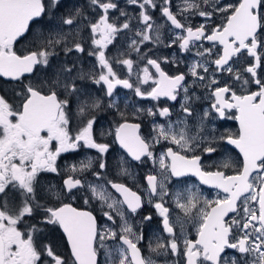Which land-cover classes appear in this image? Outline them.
<instances>
[{
    "label": "snow or ice",
    "instance_id": "obj_1",
    "mask_svg": "<svg viewBox=\"0 0 264 264\" xmlns=\"http://www.w3.org/2000/svg\"><path fill=\"white\" fill-rule=\"evenodd\" d=\"M126 4L140 9L138 23L143 28L133 29L135 17L116 0H87L98 18H90L78 5L58 15L61 0L47 4L44 0H0V78L9 82L13 93L12 99L0 93V264H158L152 255L143 254V229L137 231L132 220L139 217L138 222L145 225L154 215L168 238L154 236L156 243L153 246L149 241L148 249L166 257L164 264H264V79L257 71L264 70V0H183L176 12L170 10V0H162L160 13L171 25L168 41L161 31L166 24L154 23L148 11L157 8V0H126ZM117 12L119 16L114 15ZM217 14L223 23L211 28L207 23L193 28L185 22L189 15L212 22ZM181 16L183 21L178 19ZM120 17L125 19L121 22ZM82 28L90 29L91 49L82 43ZM125 30L134 31V36L128 37ZM27 34H31V46L18 53L14 45ZM121 36L129 41V51L120 53L115 62L124 65L129 76L135 61L124 56L134 51L147 61L140 69L143 74L136 72L135 85L120 78L105 52ZM205 40L212 47L204 48ZM146 43L167 48L178 45L179 53H173L171 60L167 55L154 59L143 51L141 45ZM85 52L96 61L88 71L77 67L82 57L76 54ZM184 54L200 59H193L187 72L168 74L163 69L161 60L175 66L184 62L178 58ZM241 62L247 65L242 71L235 67ZM79 81L103 86L109 98L107 108L115 109L122 121L115 122L114 143L130 161L139 165L150 161L158 167V174L144 177L143 195L108 175L111 145L96 139L95 128L96 113L104 110V101ZM149 81L150 89L139 86ZM232 81L243 94L237 93ZM253 83L258 90L247 91ZM117 86L132 89L141 99L178 102L179 112L159 105L147 109L153 120L152 132L145 137L141 125L129 123L128 113L120 110L114 93ZM197 87L206 89L212 100L202 112L193 107L200 99ZM144 112L134 106L132 115ZM157 114L164 123L156 122ZM74 119L78 122L75 129ZM213 119L234 120L238 129L217 136L215 128L209 130ZM157 145H166L159 155L154 152ZM225 145L238 151L241 163L225 157L210 166L217 169L212 171L205 168L201 155H189L199 150L211 157L222 147L227 153ZM81 149L95 150L98 155L68 166L63 186L53 185L41 197V173L60 175L57 161L62 154ZM130 161L124 156L116 160L118 177L134 179ZM221 168H232L234 174ZM86 173L95 179L89 180ZM185 177H195L225 195L203 198L198 188L187 185ZM172 178L186 186L170 191ZM79 196L85 205H98L103 221L93 211L66 202ZM145 201L155 209L154 215H140ZM170 205L183 217L173 220ZM189 223L195 228L194 240L186 234ZM57 229L70 256L60 255L45 242L46 235Z\"/></svg>",
    "mask_w": 264,
    "mask_h": 264
},
{
    "label": "flooded vegetation",
    "instance_id": "obj_2",
    "mask_svg": "<svg viewBox=\"0 0 264 264\" xmlns=\"http://www.w3.org/2000/svg\"><path fill=\"white\" fill-rule=\"evenodd\" d=\"M44 2L47 4L48 0H44ZM230 2L236 3L238 2V0H230ZM77 5L85 8L90 18H98L96 17V13L87 7V0H61V6L58 9L57 14L59 15L60 13H66L71 7L77 6ZM170 10L173 11L171 8ZM151 15L153 19H156L157 15H161L160 7L158 8V10L156 8L153 9ZM45 19H47V17ZM164 19L166 21V18ZM178 19H180V17H178ZM219 19L220 18H213V20H216V21L214 22L205 21L204 23H207L208 27L211 28L213 26H217L223 23V20L219 21ZM185 22L190 24L193 28L199 26L202 23L201 20H199L197 17L189 18ZM167 24L171 27L169 23ZM65 27H68V26H65ZM175 31L179 32L180 30H175ZM168 34L170 36L171 33H168ZM81 35H83L82 43L84 44V47L86 49H91L92 45H91L90 29L82 28ZM127 36L129 37L128 34ZM168 37L166 39H169ZM123 40H125V43ZM30 42H31V34H27L26 37L20 38V40L14 45V48L15 50L18 51V53L23 52L28 47L31 46ZM128 43L129 41L123 36H121L120 38L115 40L113 44H110L108 48L105 49V52L110 58L113 59L112 66L114 70L118 73L120 78H128L130 80V83H133L135 85L137 83L136 72H140V69H142L147 64L146 59H140L138 54H135L134 51L131 52V56L123 57V58H131L135 61L134 73L131 76H129L128 71L124 65L117 64L115 62V58H117L120 53H125L129 51ZM115 45L117 46L116 50L114 49ZM203 46L204 48L212 47L211 43L206 40L203 41ZM217 47L219 46L217 45ZM169 50L171 51L170 53L165 52L163 55H161L160 58L167 55L169 60H171L172 54L177 50V46H173L172 48H169ZM114 51H116V54H114ZM154 51H156V49L149 50L146 53L151 58L160 59L158 55L151 53ZM76 55L82 57V59L77 65L78 68L82 67L85 71H88L92 69L94 65L96 64L95 57H89L87 55V52L76 54ZM193 59H200V57L196 58V57H193L191 54H184L183 56H181V60H183L184 62L178 65L174 66L171 63H163L162 60H161V63H162L163 69L168 74H176L179 71L187 72V65L191 63ZM248 60H251V58H248ZM246 66L247 65H245L243 62L235 65V67L239 68L241 71L243 70V67H246ZM148 67L150 68L152 73L155 72L154 69H151V66H148ZM95 71L99 73L100 69L96 67ZM257 71H258L259 77L263 79L262 75L264 73V70L257 69ZM142 74L143 73L140 72V75ZM244 75L246 77L248 76L246 72L244 73ZM217 78H220L219 74ZM224 78L229 79V77L227 76H225ZM188 80L189 82H191V77H188ZM78 83L82 84L84 88L88 89L93 96H99L104 101V110L98 111L96 113L98 123L95 125V128H96V139L100 142H106L111 145L110 150L107 154V161L109 164L108 175L112 179L122 180L133 191H136L138 194L143 195V189L147 188V183L144 177L150 172L158 174V167L154 168L150 161L146 165H139V164H136L135 161H130V157H127V153L124 152V150L121 149L118 144L114 143L115 122L116 121L122 122V121H121L120 116L116 113L115 109L107 108V101L109 98L101 90L103 86L101 85L98 87L95 84H92L91 81H79ZM232 83L235 84V90L237 91V93L243 94V89L241 88V86L239 84H236L235 81H232ZM139 86L142 89H150V87L152 86V83L151 81H149L148 84L139 85ZM256 90H258V86L254 83L249 85L247 88V91H256ZM195 92L200 97V99L195 100L193 107L198 112H202L205 108H210L212 100L211 98H207L209 97V93L207 92V90L197 87L195 89ZM0 93L6 95L9 99L13 98V93H12L11 88L9 87V82L4 81L3 78H0ZM114 93H115V99L119 105L120 110L126 111L128 113V122L140 124L141 125L140 133L141 135L145 137H149L152 132V120H153L152 117L147 116V109L155 108L157 105H159L161 107L163 106L171 107L174 113L179 112L178 102L167 101L164 98H161V100L159 101H153L151 99H141L140 97H137L135 95V92L132 89H124L119 86H117V88L114 90ZM182 97H183V93H181V97H179L178 99H182ZM126 104H127V107L125 106ZM134 106L143 108L145 112L134 118L132 115V113L134 112ZM213 116H215V113H213ZM172 119L175 120L176 116L173 115ZM155 120L157 123H164V121L159 117L158 114L155 117ZM77 123L78 122L75 119L72 121V127L74 129L76 128ZM212 128L216 129L215 134L219 136L221 134H225L230 131L231 132L236 131L238 129V124L234 120L213 119L211 124L209 125V130H211ZM101 132H104L105 135L101 136L100 135ZM110 132L112 133V135L107 134ZM165 146L166 145H157L156 148L154 149V152L157 155H159V153L163 150ZM224 147L229 149L227 153L223 151V147H222L220 148V150H218L217 153H214L211 157L204 154L203 152H200L199 150L196 153H189V155H192V154L201 155L202 163L205 166V168L208 170H212V171H215L217 169L214 166L212 167L210 166L219 163L225 157H230L231 161L234 164L242 162V158L240 157L237 150L232 148L230 145H225ZM97 155L98 154L95 152V150H91V149H81L79 152H76V153L62 154V156L57 161L61 169L60 175H56L52 173H41L40 188L38 189V192L41 195V197H43L46 194L49 187L53 185H56L59 187L63 186V178H65L68 174L66 171L68 166L72 164H78L81 160H85L89 157L95 158ZM120 156H124L131 162V164L134 165L132 169L133 174H134V179H129L128 177H118L117 176L116 160ZM96 170H99L98 167H96ZM220 170L225 171L226 174H229V175L234 174V170L232 168H229V169L221 168ZM85 175H87L89 180L95 179V177L91 176L90 173H86ZM182 179L187 182V185H192L198 188L200 192L203 194V198L213 200L218 195L219 196L225 195L224 193L219 192V190L217 189L211 188L207 185L200 184L199 181L195 177H185ZM185 186L186 185L184 183H181L180 181H177L175 178H172V183L169 184V189L170 191L175 192L178 189H183ZM165 199L167 200L168 198L166 197ZM66 202L71 203L73 207H76L79 210L93 211L94 215H96L99 220L103 221V217L101 216L100 209L96 203H93L92 205H85L82 196H79L76 199L68 198ZM52 203H56V201L53 200ZM170 206L173 208V212H172L173 220H175L177 215H180L181 217H183V213L179 209L175 208L174 205H170ZM149 213L154 215L155 209L151 208L150 205L145 201L144 207L140 210V215L142 216V215L149 214ZM230 215H233V214H230ZM132 220L136 222L137 231H140L141 229H143L144 239L140 244V247L143 249V254L145 256L152 255L153 258L158 261V264H164L165 260L167 259L166 257L156 256L154 253H150L148 249L149 241L152 242L153 246L156 243L154 236L161 235L165 240L168 238L167 233H163L162 225L160 224V218L154 215L153 220L150 223H146L145 225H141L138 222L139 217H133ZM117 222L119 223V217H117ZM113 227H116L117 231H119V228L116 225H113ZM185 229H186V234H187L188 239L194 240L196 238L195 228H193L192 225L189 223L185 226ZM175 231L177 233L180 232L179 226L176 227ZM45 242H50L53 248L56 250V252H58L60 255L70 256V252L67 247V242L64 239L63 234L58 229L55 232L48 233L46 235ZM108 243L111 244L113 242L109 241ZM182 248H183V243L181 241V249ZM228 251H231V250H228ZM172 259H175V258H172Z\"/></svg>",
    "mask_w": 264,
    "mask_h": 264
},
{
    "label": "rangeland",
    "instance_id": "obj_3",
    "mask_svg": "<svg viewBox=\"0 0 264 264\" xmlns=\"http://www.w3.org/2000/svg\"><path fill=\"white\" fill-rule=\"evenodd\" d=\"M116 2L119 4L120 7L124 8L128 13H129V16L131 17H135L134 19L131 20V24L133 26V29L135 28H143V25L142 24H139L138 23V13L140 11V9L134 5H128L126 4V0H116ZM230 2V0H229ZM161 3H162V0H157V10L158 8L161 6ZM183 3V0H170V8L173 10V12H176L177 9L182 5ZM209 11H211V8H208ZM148 11L150 13H152L153 9H148ZM115 16H119V13H114ZM156 15V14H155ZM188 15V14H186ZM193 17H197L199 20H201L202 23L205 22V19L203 17H200V16H192V15H189V18H193ZM213 18H220V20H223L222 19V16L220 14H217L215 17ZM120 21L122 22L125 18L124 17H120L119 18ZM180 19L183 21L184 20V17H180ZM216 21V20H213V22ZM153 22L154 23H157V24H166V28L162 29V38L165 40V41H168L169 39H166L170 33L168 30L171 29V27L167 24V22L165 21L164 17L162 15H157L156 19H153ZM127 32V30H125ZM127 34L129 35V37L131 36H134V31L133 32H127ZM83 36V35H82ZM169 38V37H168ZM136 39H139V37H136ZM124 43H125V40H123ZM125 45V44H124ZM142 49L144 52H147L149 51L150 49L153 50V49H156V51L154 52H151V53H154L156 55L159 56V58L161 57V55H163L165 52L167 53H170L171 51L169 50V48L167 47H164L163 44L159 45V46H153L152 44H145V45H141ZM204 47V46H203ZM117 46L115 45L114 46V49L116 50ZM176 53H179V48H178V45H177V50L175 51ZM174 52V53H175ZM173 53V52H172ZM114 54H116V51H114ZM135 54H137L135 52ZM131 56V54H130ZM179 59H181V56L178 57ZM197 58V57H196ZM263 79H264V73L262 75Z\"/></svg>",
    "mask_w": 264,
    "mask_h": 264
},
{
    "label": "water",
    "instance_id": "obj_4",
    "mask_svg": "<svg viewBox=\"0 0 264 264\" xmlns=\"http://www.w3.org/2000/svg\"><path fill=\"white\" fill-rule=\"evenodd\" d=\"M170 24V23H169ZM219 46V45H218Z\"/></svg>",
    "mask_w": 264,
    "mask_h": 264
}]
</instances>
